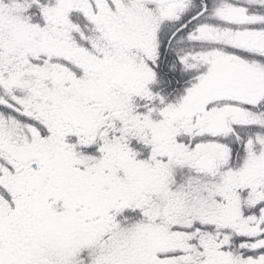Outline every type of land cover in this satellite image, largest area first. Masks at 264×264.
Segmentation results:
<instances>
[{
	"label": "snow or ice",
	"instance_id": "6c2138e0",
	"mask_svg": "<svg viewBox=\"0 0 264 264\" xmlns=\"http://www.w3.org/2000/svg\"><path fill=\"white\" fill-rule=\"evenodd\" d=\"M0 264H264V0H0Z\"/></svg>",
	"mask_w": 264,
	"mask_h": 264
}]
</instances>
